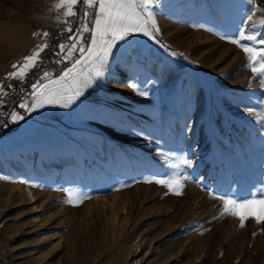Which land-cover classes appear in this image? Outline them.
Listing matches in <instances>:
<instances>
[{
  "label": "rangeland",
  "instance_id": "rangeland-1",
  "mask_svg": "<svg viewBox=\"0 0 264 264\" xmlns=\"http://www.w3.org/2000/svg\"><path fill=\"white\" fill-rule=\"evenodd\" d=\"M57 2L0 0V83L13 86L0 112L23 102L19 87L30 83L8 79L12 65L69 27ZM256 5L264 10V0ZM249 7L160 0L163 45L134 36L78 102L46 106L16 124L3 117L4 264H264V223L249 219L241 228L195 182L203 177L218 195L232 190L241 199L260 198L264 188V87L243 50L221 38ZM260 19L264 11H254ZM47 58L53 74L64 67ZM130 79L150 96L129 88ZM158 148L193 161L173 170L193 177L179 176L175 192L145 182L167 171ZM81 192L88 198L79 202Z\"/></svg>",
  "mask_w": 264,
  "mask_h": 264
},
{
  "label": "snow or ice",
  "instance_id": "snow-or-ice-1",
  "mask_svg": "<svg viewBox=\"0 0 264 264\" xmlns=\"http://www.w3.org/2000/svg\"><path fill=\"white\" fill-rule=\"evenodd\" d=\"M246 2L250 7L242 14L240 24L232 34L225 33L221 38L243 50L245 58L251 62L252 72L261 78V86L264 87V30L260 28L264 25V19L258 22L253 20L254 11L264 10L258 8L256 0ZM159 4L160 0H58L55 9L62 12L66 18L64 22L69 24V27L53 37V43L50 44L45 39L43 43L35 46L31 54L25 55L21 62L12 65L14 70L6 74L7 78L21 82L29 79L30 83L26 89L23 85L19 87V93L24 97L23 102L18 103L10 114L0 112V127L8 126L3 120L5 115H9L11 124H16L46 106L59 105L68 108L78 102L86 96L90 88L104 79L117 52L128 46L134 36L139 35L158 46L163 45L158 35L161 29L156 20ZM253 32L256 35L249 34ZM42 35L47 38L49 33L45 31ZM165 47H169L172 56L182 55L172 51L170 46ZM49 55L57 66L64 65L55 74L46 67ZM128 87L142 98L150 96L147 88L135 79L128 81ZM11 88V84L0 83V105L8 103L4 97L8 96L6 89ZM16 108L23 111L18 112ZM261 124L264 125V119ZM157 151L164 157L167 171L153 175L145 182L154 181L175 192L178 177L184 173L173 170L180 169L182 165L185 169L190 168L193 161L178 158L173 151L165 152L159 148ZM184 179L193 177L184 175ZM204 179L199 177L195 182L210 196L223 202L221 215L237 217L241 228L245 227L249 219H255L258 224L264 223V188L259 192L260 198L241 199L236 197L232 190L218 195L216 190L204 183ZM250 195L255 197L257 194ZM71 196L72 192L69 191V197ZM77 198L82 202L88 198V194L81 192ZM67 202L72 201L69 199Z\"/></svg>",
  "mask_w": 264,
  "mask_h": 264
},
{
  "label": "built area",
  "instance_id": "built-area-1",
  "mask_svg": "<svg viewBox=\"0 0 264 264\" xmlns=\"http://www.w3.org/2000/svg\"><path fill=\"white\" fill-rule=\"evenodd\" d=\"M5 253H6V248L4 244L0 241V264H4Z\"/></svg>",
  "mask_w": 264,
  "mask_h": 264
},
{
  "label": "bare ground",
  "instance_id": "bare-ground-1",
  "mask_svg": "<svg viewBox=\"0 0 264 264\" xmlns=\"http://www.w3.org/2000/svg\"><path fill=\"white\" fill-rule=\"evenodd\" d=\"M25 189H26V195H28L31 199H33V194L31 192L30 188L26 187Z\"/></svg>",
  "mask_w": 264,
  "mask_h": 264
}]
</instances>
